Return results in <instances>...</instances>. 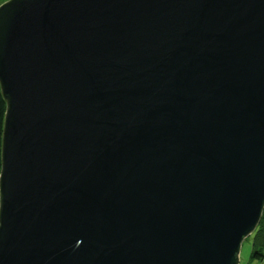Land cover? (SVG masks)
Instances as JSON below:
<instances>
[{
    "label": "water",
    "instance_id": "water-1",
    "mask_svg": "<svg viewBox=\"0 0 264 264\" xmlns=\"http://www.w3.org/2000/svg\"><path fill=\"white\" fill-rule=\"evenodd\" d=\"M0 264H238L264 212V0H11Z\"/></svg>",
    "mask_w": 264,
    "mask_h": 264
},
{
    "label": "trees",
    "instance_id": "trees-1",
    "mask_svg": "<svg viewBox=\"0 0 264 264\" xmlns=\"http://www.w3.org/2000/svg\"><path fill=\"white\" fill-rule=\"evenodd\" d=\"M8 110V102L3 94L0 83V176L3 167V135L5 128L6 114ZM0 208H1V191H0ZM252 258L264 260V212L261 221L256 229L255 237L253 239V253Z\"/></svg>",
    "mask_w": 264,
    "mask_h": 264
},
{
    "label": "rangeland",
    "instance_id": "rangeland-1",
    "mask_svg": "<svg viewBox=\"0 0 264 264\" xmlns=\"http://www.w3.org/2000/svg\"><path fill=\"white\" fill-rule=\"evenodd\" d=\"M10 1L11 0H0V7ZM255 232L243 240L241 244L240 253H239L238 264H264V260H258V259L252 258L253 239L255 237Z\"/></svg>",
    "mask_w": 264,
    "mask_h": 264
}]
</instances>
